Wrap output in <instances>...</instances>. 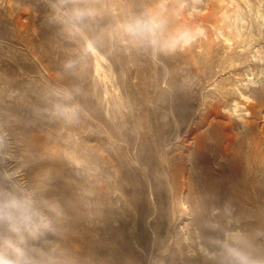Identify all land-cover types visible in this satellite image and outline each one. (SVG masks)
Instances as JSON below:
<instances>
[{
	"label": "rangeland",
	"instance_id": "rangeland-1",
	"mask_svg": "<svg viewBox=\"0 0 264 264\" xmlns=\"http://www.w3.org/2000/svg\"><path fill=\"white\" fill-rule=\"evenodd\" d=\"M190 9L182 22L200 33L189 46L155 55L131 38L113 58L82 31H59L52 0H0V173L58 202L55 239L72 264H217L212 241L225 232L264 243V0ZM161 61L173 73L166 99L152 87ZM58 104L75 117L57 115ZM221 130L231 155L214 168L217 185L244 202L202 213L196 227L165 173L190 143L213 156Z\"/></svg>",
	"mask_w": 264,
	"mask_h": 264
},
{
	"label": "clouds",
	"instance_id": "clouds-1",
	"mask_svg": "<svg viewBox=\"0 0 264 264\" xmlns=\"http://www.w3.org/2000/svg\"><path fill=\"white\" fill-rule=\"evenodd\" d=\"M187 8L183 0H153L125 24L124 31L154 51L187 47L200 33L182 22ZM56 114L75 117L73 110L59 104ZM6 148L0 140V154H6ZM38 192L15 182L12 174L0 173V264H72L67 250L55 239L63 210ZM258 235L232 231L213 239L217 264H264V243L256 239Z\"/></svg>",
	"mask_w": 264,
	"mask_h": 264
},
{
	"label": "bare ground",
	"instance_id": "bare-ground-1",
	"mask_svg": "<svg viewBox=\"0 0 264 264\" xmlns=\"http://www.w3.org/2000/svg\"><path fill=\"white\" fill-rule=\"evenodd\" d=\"M52 2L59 31H82L83 38L89 40L97 49L95 51L96 54L100 53V55L113 58L118 57L116 50L121 48V43L124 44V42L131 41V38L124 31L125 24L132 18L141 15L152 4V0H52ZM183 2L185 4L188 2V8H196L197 0H183ZM194 23L195 21L189 22L186 25L192 28ZM174 26L175 24L173 23V27ZM70 38L75 42L80 39V37L76 35H73ZM156 52L158 53V51H155V55ZM161 63L163 65L162 72L160 73L158 71L159 76L154 80L152 87L154 90H159V97L161 99H166L170 91V84L167 83L173 73L169 66H166L162 61ZM218 124H220V121ZM206 125L208 124H203L204 127ZM254 127L255 124L253 121H245L242 125L244 137L249 136L254 131ZM215 132L217 140L212 148L213 156H211L205 149L199 155L196 149H192V147H194L193 145H195L193 142L187 147L182 148V150H179L180 152L178 151V156L174 158L179 161V163L176 162L174 165H170L169 162L170 166L168 168L166 167L168 171L170 169L169 172L165 173V177L172 187V201L174 205L182 206L186 209L185 214L189 218L193 217V220L197 223L195 226L198 224L202 226L204 224L205 220L203 219L202 213L204 215L205 212H215L218 210L220 214L225 211V209L229 208H225L227 202L230 201V203L235 204V206H239L244 202L241 196H236L237 193L235 190H228L230 192L229 195H232L231 199L227 198L226 195L221 196L220 194V189L217 185L214 174V168L216 165H220L221 161L227 156L230 157L231 148H225L222 140V130ZM167 154L169 155L170 152H167ZM197 154L199 156H197ZM165 162L168 164L166 158ZM198 169L200 170V173L197 172ZM155 182L157 181L155 180ZM156 187L155 184L149 183L147 189L149 198L153 200L155 199L156 193L154 191L157 190ZM198 200L202 206L201 210L197 209L194 205ZM150 216V213L148 214L147 211H144L143 217L145 219Z\"/></svg>",
	"mask_w": 264,
	"mask_h": 264
}]
</instances>
